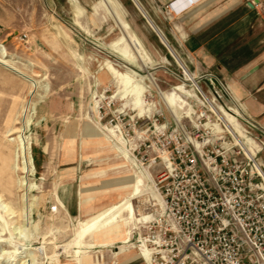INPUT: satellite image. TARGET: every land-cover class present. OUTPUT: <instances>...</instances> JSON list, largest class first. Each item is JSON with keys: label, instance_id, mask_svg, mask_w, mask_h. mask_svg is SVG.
<instances>
[{"label": "rangeland", "instance_id": "1", "mask_svg": "<svg viewBox=\"0 0 264 264\" xmlns=\"http://www.w3.org/2000/svg\"><path fill=\"white\" fill-rule=\"evenodd\" d=\"M115 1L119 6L113 0H0V264H118L115 254L124 244H96L93 235L77 238L88 215H73L62 203L70 192L67 183L79 191L89 167L94 171L113 161L139 178L130 199L137 216L125 221L133 227L126 244L139 253L136 238L144 234L146 218L139 213L154 216L159 209L160 141L190 130L204 108L192 79L210 100L212 95L217 104L226 99L215 94L212 76H199L194 52L182 45L190 30L211 22L215 15L206 14L216 5L199 15L170 17L153 5L150 17L186 75L134 4ZM244 1L233 0L234 10ZM247 1L261 11L260 0ZM26 77L35 82L32 94ZM44 86L47 92L38 100ZM135 86L141 87L137 103ZM157 89L172 93L166 102L176 115L184 109V116L175 120ZM23 125L26 169L18 146ZM259 157L264 161V149ZM71 162L74 173L66 170ZM88 240L93 243L86 245Z\"/></svg>", "mask_w": 264, "mask_h": 264}, {"label": "built area", "instance_id": "2", "mask_svg": "<svg viewBox=\"0 0 264 264\" xmlns=\"http://www.w3.org/2000/svg\"><path fill=\"white\" fill-rule=\"evenodd\" d=\"M212 78L226 98L212 103L230 118L210 109L194 82L204 105L197 123L160 141L159 209L142 221L137 243L152 264H264V124Z\"/></svg>", "mask_w": 264, "mask_h": 264}, {"label": "crops", "instance_id": "3", "mask_svg": "<svg viewBox=\"0 0 264 264\" xmlns=\"http://www.w3.org/2000/svg\"><path fill=\"white\" fill-rule=\"evenodd\" d=\"M130 1L144 18L142 11L152 22L155 19L150 17V12L153 13L154 11V3L159 5L160 10L164 9L168 17L172 14L199 15L204 12V8L208 5H216L212 12L205 10L208 11L207 17H210V13L215 15L211 22L190 30L186 34V38H183L182 45L186 50L193 51L196 60L200 63L194 64L196 71L200 73L208 72L211 76L223 82L228 87L232 97L240 102L244 111L261 124H264V0H260L261 11L254 8V4L247 0L240 4L237 10H234V7L238 4H236L237 2L234 3L233 0H226L224 3L214 2L213 4L211 3L213 0ZM151 1H154L153 4H150ZM113 3L119 6L115 0H113ZM137 5L140 6L142 11ZM170 5L174 6V9ZM161 34L166 39L163 33ZM134 37L136 36L134 35ZM171 55L179 62L181 67H185L175 52ZM166 91L157 89V93L164 100L175 120L184 116V109L181 110V115H176L172 107L168 105L166 97L172 93L170 95L164 94ZM134 93H136L134 102L137 103V91H134ZM175 102L178 101L175 100ZM223 113L228 116L227 112L223 111ZM106 148L112 149L109 145H106ZM113 155L117 156L115 153ZM123 166L125 165L121 161L117 163L113 161V163H107L94 171H91L92 167H89L86 175L88 180L84 182L79 191L80 186L78 187V185H75L74 189V182L66 184L65 187L70 192L66 199H62V203L67 206L66 208L73 215H88L85 221L80 224L76 235L86 226L87 221L113 207L111 205H118V203L123 202L122 200H130L134 196V185L139 181V178L133 176L130 167L125 166L123 168ZM66 170H71L74 173V163H69ZM96 176L100 178L98 183L92 181V178ZM131 208L132 210L120 211L119 215L104 222L97 229L90 228L84 231L82 236L88 235L91 237L93 235L91 239L96 244L109 245L117 240L122 242L124 245L119 246L118 252L115 254L118 264H133V260L150 264L147 255L143 256L137 250L133 252L131 242L126 244V241H130L133 227L129 226L127 228L125 221L134 220V213L136 214L132 204ZM139 214V217L151 216V213ZM92 243L90 240L85 242L86 245Z\"/></svg>", "mask_w": 264, "mask_h": 264}, {"label": "bare ground", "instance_id": "4", "mask_svg": "<svg viewBox=\"0 0 264 264\" xmlns=\"http://www.w3.org/2000/svg\"><path fill=\"white\" fill-rule=\"evenodd\" d=\"M159 37H160V39L165 43V41L163 40V38H161L162 37V35L160 36L159 35ZM1 50L4 52V49H3V47L1 48ZM172 54V53H171ZM182 68H184L183 69V71H184V73L187 75V74H189V72H188V70L185 68V67H182ZM19 74V73H18ZM24 77V76H23ZM29 81H31V85H32V89H31V91H29L30 93L29 94H32V91L35 89L34 87H36L35 86V82H34V80L33 79H31V78H28V77H26ZM192 82L194 83V79H192ZM38 85V84H37ZM45 85V84H44ZM127 86H129L127 83H125L124 84V88L125 87H127ZM134 88V91H137V97H139V93H140V91H141V87L140 86H135V87H132V89ZM48 89V88H47ZM131 89V90H132ZM180 89V88H179ZM126 90V89H125ZM45 92H47L46 91V87L44 86L42 89H40V91L38 92V94H37V99L38 100H41L43 97H44V94H45ZM124 92V91H123ZM30 96V95H29ZM28 96V97H29ZM168 97V96H167ZM206 100H207V105H208V107L210 108V109H212V110H215V112L217 113V114H219V115H221V116H225L226 118H230V115H229V113H228V116L227 115H225L222 111H221V109L220 108H217L216 107V105H214L213 103H212V99L210 100L208 97H206L205 98ZM37 100V101H38ZM137 101H139V100H137ZM33 103V102H32ZM28 104H29V102H28ZM97 104V103H96ZM32 106V105H31ZM96 109V108H95ZM25 110H26V108H25ZM24 109H23V111H25ZM224 118V117H223ZM97 120V119H96ZM176 120H179V118H177ZM224 122H225V124L227 125V123H226V119H224ZM22 125V124H21ZM104 128H105V126H104ZM23 129H24V125L23 126H21V128H20V130H19V135H18V141H19V150H20V155H21V159H22V163H23V165H24V168L26 169V167H27V164H28V160H30V158L28 159V152H27V150H28V141L26 140V138H25V136H24V134H23ZM106 129L109 131L110 130V132L113 130L111 127H106ZM238 140H239V142L241 141L239 138H237ZM30 168H31V166H30ZM28 170V169H27ZM31 170V169H30ZM26 171V170H25ZM30 172V171H29ZM28 173V172H27ZM24 178V177H23ZM24 180V179H23ZM25 181V180H24ZM26 182V181H25ZM138 183V182H137ZM155 184V183H154ZM26 185V184H25ZM25 187V186H24ZM149 188H151V187H149ZM137 192H138V190L136 189V188H134V196L137 194ZM132 196V195H131ZM130 198V197H129ZM123 202L122 203H118V205H111V206H113V207H111V208H109L108 210H106V211H104L103 213L101 212L100 214H98V215H96L95 217H93L92 219H90L89 221H88V223H87V225L82 229V231H79L78 233H77V238H80L81 236H82V234H83V232L85 231V230H87V229H90V228H99V226H101L104 222H107V221H109V220H112L114 217H116L117 215H119L118 213L120 212V211H122V210H125V209H127V210H132L131 209V203H130V200L129 199H127L126 201H124V200H122ZM156 202L157 203H160V197H159V195H157V198H156ZM6 207V206H5ZM6 209H7V207H6ZM124 212V211H123ZM121 215V214H120ZM130 215V214H129ZM149 217H151V216H148V217H146L145 219L143 218L142 219V221H145L147 218H149ZM77 238H76V240H77ZM137 241H139V237H138V239H136ZM143 245V244H142ZM143 247V246H142ZM137 248L139 249V251H140V253L144 256V255H147V257H148V261H149V263L150 264H152L151 263V261H150V258H149V256H148V251H145V250H148L147 249V247L145 248V250L144 249H142L141 248V244H137Z\"/></svg>", "mask_w": 264, "mask_h": 264}, {"label": "water", "instance_id": "5", "mask_svg": "<svg viewBox=\"0 0 264 264\" xmlns=\"http://www.w3.org/2000/svg\"><path fill=\"white\" fill-rule=\"evenodd\" d=\"M138 6V5H137ZM139 9L142 11V9L140 8V6H138ZM142 14L145 16L146 21L148 22V24L151 26V28L155 31V33L157 34L158 38L160 39L159 35L161 36L162 34L160 33L159 29L155 26V24L146 16V14L142 11ZM162 38L165 40V43L160 39V41L165 45V47L169 50L170 53L174 54V50L172 49V47H170V45L168 44V42L166 41V39L162 36ZM210 80V85L212 87V89L214 90L215 94L219 97H222V93L220 92V88L217 85V82L211 78L208 77Z\"/></svg>", "mask_w": 264, "mask_h": 264}]
</instances>
